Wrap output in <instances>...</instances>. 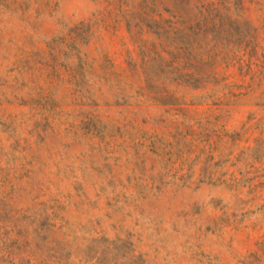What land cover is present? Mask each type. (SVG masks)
Segmentation results:
<instances>
[{"label": "rangeland", "instance_id": "obj_1", "mask_svg": "<svg viewBox=\"0 0 264 264\" xmlns=\"http://www.w3.org/2000/svg\"><path fill=\"white\" fill-rule=\"evenodd\" d=\"M0 264H264V0H0Z\"/></svg>", "mask_w": 264, "mask_h": 264}]
</instances>
